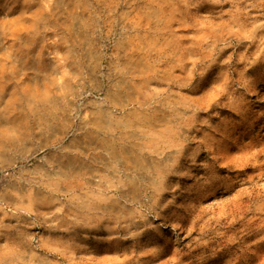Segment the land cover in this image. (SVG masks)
<instances>
[{"label": "rangeland", "instance_id": "374dc122", "mask_svg": "<svg viewBox=\"0 0 264 264\" xmlns=\"http://www.w3.org/2000/svg\"><path fill=\"white\" fill-rule=\"evenodd\" d=\"M0 264H264V0H0Z\"/></svg>", "mask_w": 264, "mask_h": 264}]
</instances>
